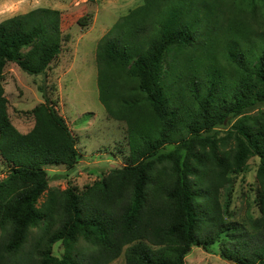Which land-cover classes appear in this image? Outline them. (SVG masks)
<instances>
[{
    "label": "trees",
    "instance_id": "16d2710c",
    "mask_svg": "<svg viewBox=\"0 0 264 264\" xmlns=\"http://www.w3.org/2000/svg\"><path fill=\"white\" fill-rule=\"evenodd\" d=\"M143 1L96 52L99 99L126 125L130 154L82 191L50 188L45 166L72 169L79 152L46 88L21 133L3 86L8 63L47 72L66 40L62 14L0 23V264H185L194 247L217 246L233 263L264 264V0ZM252 158L260 216L241 223L222 193Z\"/></svg>",
    "mask_w": 264,
    "mask_h": 264
},
{
    "label": "rangeland",
    "instance_id": "374dc122",
    "mask_svg": "<svg viewBox=\"0 0 264 264\" xmlns=\"http://www.w3.org/2000/svg\"><path fill=\"white\" fill-rule=\"evenodd\" d=\"M143 3V0H0V23L42 7L62 14L66 40L47 72L31 76L12 62L6 65L3 76L9 115L21 133L30 132L35 125L32 110L45 102L39 89L44 86L78 140L79 158L74 168L45 166L50 188L77 187L82 191L127 163L130 150L126 125L110 118L99 99L96 52L113 25ZM80 20L87 26H81ZM229 128L220 129L219 136H224ZM258 166L259 159L252 158L246 167L232 174V184L222 193L223 201L231 202L229 219L247 223L260 216ZM7 173L8 167L0 155V179ZM44 199L45 196L39 205ZM53 251L61 257L64 252L61 243L54 245ZM111 264H126L124 255ZM185 264L236 263L222 258L217 246L210 252L194 247Z\"/></svg>",
    "mask_w": 264,
    "mask_h": 264
}]
</instances>
